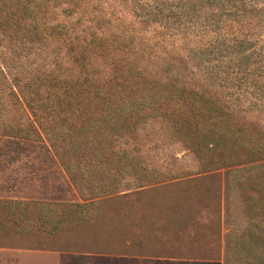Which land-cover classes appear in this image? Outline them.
I'll list each match as a JSON object with an SVG mask.
<instances>
[{"label": "rangeland", "instance_id": "1", "mask_svg": "<svg viewBox=\"0 0 264 264\" xmlns=\"http://www.w3.org/2000/svg\"><path fill=\"white\" fill-rule=\"evenodd\" d=\"M81 4L80 13L70 18L61 7L57 20L80 21V28L106 21L111 33L131 36L135 47L147 50L141 58L145 70L160 77L178 76L264 127V0ZM51 59V48L13 52L0 40V207L19 202L80 204L87 206L90 217L71 218L52 235L49 225L39 224L20 233L14 228L15 217L0 208V248L19 242L33 249L160 258L163 264H242L229 252L232 239L251 245L257 264H264V218L250 217L247 209L259 198L251 185L262 182L264 164L204 172L182 142L151 120L140 127L132 154L160 175L156 184L134 188V179L121 174L112 194L94 199L117 175L112 169L96 173L91 183L73 185L46 138L32 128V119L7 100L13 74L50 65ZM4 124L21 129L23 138L3 131ZM123 148L129 144L113 150ZM94 156L83 149L70 156V162L84 168ZM231 180L244 182L246 190L231 186ZM16 219L25 222L30 215Z\"/></svg>", "mask_w": 264, "mask_h": 264}, {"label": "trees", "instance_id": "2", "mask_svg": "<svg viewBox=\"0 0 264 264\" xmlns=\"http://www.w3.org/2000/svg\"><path fill=\"white\" fill-rule=\"evenodd\" d=\"M61 7L66 18L83 8L81 0H0V40L13 52L51 48L50 65L22 68L13 74L7 100L32 119V128L46 138L73 185L91 183L96 173L112 169L119 176L101 186L94 199L112 194L121 174L134 179V188L156 184L160 175L143 167L140 157L132 154L137 151L140 127L151 120L182 142L204 172L264 164L263 126L237 115L178 76L160 77L145 70L141 58L147 50L135 47L131 36L111 33L105 28L106 21L82 28L80 21H58L56 13ZM2 127L16 137L24 136L21 129ZM128 144L120 152L113 150ZM83 149L96 156L81 168L70 162V156ZM262 176L261 183L251 185L259 198L247 208L250 217L264 218ZM234 182L231 186L246 190L244 182ZM86 207L19 202L0 208L15 217L17 232L29 233L39 224L43 228L49 225L52 235L71 218L90 217ZM26 215L31 220L16 219ZM230 242L229 252L242 264H257L251 245Z\"/></svg>", "mask_w": 264, "mask_h": 264}, {"label": "crops", "instance_id": "3", "mask_svg": "<svg viewBox=\"0 0 264 264\" xmlns=\"http://www.w3.org/2000/svg\"><path fill=\"white\" fill-rule=\"evenodd\" d=\"M18 244L9 248H0V264H163L164 262L160 258L33 249ZM165 262L164 264H172L171 260Z\"/></svg>", "mask_w": 264, "mask_h": 264}]
</instances>
